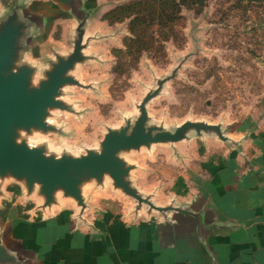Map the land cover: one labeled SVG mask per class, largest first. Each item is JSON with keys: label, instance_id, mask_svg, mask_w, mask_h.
Returning <instances> with one entry per match:
<instances>
[{"label": "rangeland", "instance_id": "rangeland-1", "mask_svg": "<svg viewBox=\"0 0 264 264\" xmlns=\"http://www.w3.org/2000/svg\"><path fill=\"white\" fill-rule=\"evenodd\" d=\"M17 1L0 0V21ZM81 1L92 19L83 26L84 31L89 28L83 59L68 72L74 81L60 85L54 96L57 105L43 110L38 125L12 126L13 143L57 162L100 155L108 140L132 137L137 124L152 137L185 122L216 124L225 135L247 128L254 134L264 119V0L242 7L233 6L235 0L181 7L171 30L160 21L158 0ZM46 3L53 6L59 0ZM149 7L155 11L153 18L147 14ZM76 34L71 31L70 39L57 46L58 53L68 55ZM42 44L26 47L6 76L26 65L31 69L27 86L38 89L55 61L54 48ZM182 143L144 142L119 149L116 156L129 168L126 180L140 195L159 203L171 190ZM25 183L6 171L0 175L1 195L7 189L10 199ZM82 194L93 200L90 210L139 215L148 209L114 188L107 174L101 185L96 179L85 183Z\"/></svg>", "mask_w": 264, "mask_h": 264}, {"label": "crops", "instance_id": "crops-1", "mask_svg": "<svg viewBox=\"0 0 264 264\" xmlns=\"http://www.w3.org/2000/svg\"><path fill=\"white\" fill-rule=\"evenodd\" d=\"M75 6L71 0L26 3V14L36 20L30 45L61 46L78 24L73 7L83 8ZM65 13L68 19L61 18ZM258 125L254 134L235 131L225 141L203 134L183 145L162 201L178 210L137 218L94 210L77 217L68 197L43 206L35 193L9 199L6 191L0 196V264H264V119Z\"/></svg>", "mask_w": 264, "mask_h": 264}, {"label": "water", "instance_id": "water-1", "mask_svg": "<svg viewBox=\"0 0 264 264\" xmlns=\"http://www.w3.org/2000/svg\"><path fill=\"white\" fill-rule=\"evenodd\" d=\"M29 1L18 0L13 3V6L6 10L0 21V175L10 171L18 179H23L26 182L24 187H18L15 190V196H13L14 192L10 193V199H16L22 192L26 196L35 193L41 197L42 201L44 200L43 206H49L56 203L57 198L64 196L75 203L79 209L76 215L82 217L83 212L94 211L93 209L90 210L89 207L93 200L91 199L88 202L87 199H84L82 186L92 179H96L97 183L101 185L103 177L107 174L112 179L114 188L120 189L139 203L148 205V209L142 214L127 215L123 212L126 216L137 218L149 211L178 210L173 206H163V200L154 203L149 197L140 195L130 181L126 180L129 168L117 158L116 152L124 147H138L144 142L181 141L183 142L182 145L188 146L187 142L203 134H214L221 140H228L231 133L225 135L216 124L185 122L177 126L172 132L161 131L153 137L151 134L140 131L137 124L136 132L132 137L127 139L119 137L113 141L108 140L105 143V150L100 155L65 158L57 162L44 159L36 149L28 148L23 144L16 145L12 142L11 128L13 125H31L32 123L38 125L43 117V110L47 106L57 105L54 96L58 93L60 85L74 81L68 75V72L73 69L75 63L83 59L81 55L85 44V41L83 42L85 32L83 26L86 19H92L89 18L88 11H85L81 0H78V2L81 3L82 10L74 8L76 3L71 0L74 4L73 14L79 20L77 26L73 29L77 34L74 42L71 43V49L68 55L64 56L58 53L59 51L56 50L57 47L54 48L52 41L45 42L54 48L55 61L52 63V69L46 72L47 80L42 81L38 89L29 90L27 80L31 72L30 67L25 65L14 73H8L7 76L5 73L10 64L15 59H19L18 55L25 53L26 47L32 45V43L30 45L32 37L28 34V31L30 23L32 24L36 20L30 18L24 10V5ZM33 1L35 3L36 1L40 2V0ZM76 13H80L81 16ZM58 17L60 15H57L56 18L52 17L50 22H54ZM61 18L68 19L69 17L65 13L61 14ZM42 45L44 44L41 43ZM191 130L194 131L193 134L189 133ZM179 151H177V157L174 161L180 157V155L178 156ZM2 191L0 189V196Z\"/></svg>", "mask_w": 264, "mask_h": 264}, {"label": "trees", "instance_id": "trees-1", "mask_svg": "<svg viewBox=\"0 0 264 264\" xmlns=\"http://www.w3.org/2000/svg\"><path fill=\"white\" fill-rule=\"evenodd\" d=\"M256 1L258 0H235L233 2V6L242 7L244 4H248ZM203 2H204L203 0H158L157 3L160 5L161 8L160 13L162 15L160 21L164 22L163 26H166L168 30L169 29L171 30V23L174 20L178 9H180L181 7H191V8L195 7L196 9H198L200 6L203 5ZM147 11H148L147 14L150 13L149 14V16H151L150 18H153L155 11L150 9V7L149 9H147ZM143 15L141 16L143 17V19H145L144 17L146 16L145 14Z\"/></svg>", "mask_w": 264, "mask_h": 264}]
</instances>
